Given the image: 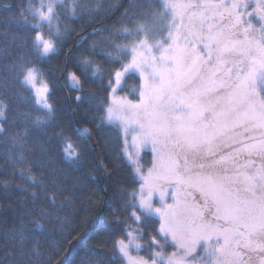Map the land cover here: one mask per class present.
Instances as JSON below:
<instances>
[{
    "label": "snow or ice",
    "instance_id": "obj_1",
    "mask_svg": "<svg viewBox=\"0 0 264 264\" xmlns=\"http://www.w3.org/2000/svg\"><path fill=\"white\" fill-rule=\"evenodd\" d=\"M6 9L0 23L35 31L36 59L21 53L5 66L0 134L15 149L8 154L14 165L11 175L28 181L15 186L29 191L34 204L39 191L52 210L42 204L36 205L37 215L26 210L40 234L24 223L10 227L5 239L15 243L0 246V264H26L33 256L31 264H39L44 238L59 234L67 241L71 236L69 219L60 212L73 199L57 196L65 191L61 181L67 178L58 166L57 145L31 138L33 130L45 133L56 114L52 83L40 62L60 52L69 20L87 14L91 21L109 10L66 0H28L19 14L10 11L9 0ZM124 16L108 35L89 42L86 52L76 57L75 68L66 69L68 87L77 93H83L86 78L100 85L107 82L95 128L115 125L122 144L130 142L135 149L137 187L125 202L127 215L121 218L117 210L111 214V222L121 226L112 242L114 264H264V0H129ZM3 34L8 35L6 30ZM115 35L126 42L116 43ZM26 44L19 37L18 46ZM71 52L69 47L65 59ZM104 59L119 62V67H103ZM137 73L136 98L115 95L122 80ZM12 80L32 90L31 99L43 116L18 111L10 118ZM74 99L79 103L84 97L77 94ZM17 119L23 127L16 128ZM83 131L100 142L92 127L84 125ZM56 136L62 161L79 168L85 146L63 128ZM146 146L151 150L149 165L140 155ZM36 149L40 159L35 163L49 168L53 190L44 174L33 169L30 156ZM101 167L110 174L103 161ZM0 184L8 188L13 181L4 178ZM168 189H173L171 194ZM192 192L199 197L193 198ZM88 199L96 206L103 198ZM45 222L51 225L47 233ZM169 244L174 251H165ZM43 253L47 264H63L55 240Z\"/></svg>",
    "mask_w": 264,
    "mask_h": 264
},
{
    "label": "trees",
    "instance_id": "obj_2",
    "mask_svg": "<svg viewBox=\"0 0 264 264\" xmlns=\"http://www.w3.org/2000/svg\"><path fill=\"white\" fill-rule=\"evenodd\" d=\"M138 2H148V0H138ZM9 0H0V14L7 16L9 10H5ZM76 4L81 6L95 7L100 4L109 12L103 17H96L89 20L87 14L74 17L68 21L69 32L60 44V52L51 55L50 58L40 62L44 70L45 78L52 83V101L55 103V119L47 126L46 132L41 134L35 130L31 133V138L39 136L51 144L57 145L55 153L58 160V166L66 172L67 178L61 183L65 186V191L58 192V199L64 196H72L71 203H65L61 216H67L69 219V228L71 236L65 241L59 234L56 236L48 235L44 238L42 252L39 256V264H47L43 249L48 248L53 240L59 244L63 256V264H114V253L112 251L113 239L120 235L121 226L114 225L111 222L113 210L123 218L127 215V209L124 207L132 190L137 187L134 178L133 168L127 161L122 144V133L118 127L112 124H105L96 129L95 125L99 122L101 110L97 108L106 98L107 82L103 85L98 84L91 78H86V87L83 93H77L74 89L68 87L66 78V69L77 66L76 57L81 52H86L90 41L97 39L99 35H108L113 26L126 19L124 9L129 7V0H77ZM28 0H11V12L19 14L21 9L26 8ZM79 12L80 9L77 8ZM31 20V17H28ZM97 31L93 34V31ZM7 31L8 35L3 33ZM13 35L17 36L13 40ZM35 31L31 28H19L15 23L5 26L0 23V77L8 75L5 66L11 65L17 61L18 56L23 53L26 59H36L32 50V39ZM45 36L48 38L47 31ZM84 39L81 41L80 37ZM19 37L27 40L24 47H19ZM113 39L116 43L126 42L125 38L115 35ZM71 47L72 52L65 59L67 49ZM111 50V49H110ZM103 67H119V62L110 63L107 59L103 61ZM140 82L139 75L131 76L129 74L124 78L119 90L122 94L135 99L134 88ZM11 88L7 95V101L10 104L9 116L18 111H28L32 115L43 116V111H37L31 97L33 92L28 87H22L17 81H9ZM121 89H123L121 91ZM81 94L84 100L77 103L74 97ZM88 125L93 128L96 138L100 141L98 144L83 131V126ZM23 127L22 121L17 119L16 128ZM63 128L75 139L85 146V155L82 165L73 169L70 165L64 163L61 154L58 151V138L56 133ZM14 131V129H10ZM15 152L11 141H5L4 135L0 134V179L9 178L13 184L5 188L0 184V246L7 245L11 247L15 241L5 239V232L13 225L27 224L34 235H39L34 224H30V216L24 215L26 210H32V215H37L36 205H44L52 210L49 201L43 197L39 191L35 204L29 191H22L16 187V184H28V181L21 180L19 174L12 176L13 162L9 159V150ZM33 160V169L40 175L44 174L49 190L54 186L50 179H47L49 168L40 167L36 160L40 159L39 150L36 149L30 156ZM101 161L108 165L110 174H106L101 167ZM29 187H31L29 185ZM95 193V195H93ZM89 196L95 201L97 196L102 197V201L93 206L89 203ZM51 225L45 222L44 232L47 233ZM173 247L169 244L165 250L169 251ZM141 255L147 257L146 252ZM36 259L35 256L26 258V264ZM23 264V262H22Z\"/></svg>",
    "mask_w": 264,
    "mask_h": 264
},
{
    "label": "rangeland",
    "instance_id": "obj_3",
    "mask_svg": "<svg viewBox=\"0 0 264 264\" xmlns=\"http://www.w3.org/2000/svg\"><path fill=\"white\" fill-rule=\"evenodd\" d=\"M76 1H77V0H66V4H73V3H76ZM45 38H47V37L45 36ZM137 74H138V73H137ZM138 75H139V74H138ZM123 81H124V80H122L121 84L123 83ZM120 86H121V85H120ZM120 86L117 88V91H116L115 95H117V96H124V97H127L128 99H132V98H130V96H126L125 94H122V93L120 92V90H119ZM132 100H134V99H132ZM120 131H121V130H120ZM121 133H122V132H121ZM122 148H123V150H124V155H125L127 161L131 164V166H132L131 168L134 169V167L137 166V165L135 164V161H136V155H135V149H134V147H132V146L130 145V142H129L128 144H124V147H122ZM127 152H132L133 155H132L131 157H128V156H126V154H125V153H127ZM140 155L143 157L142 163H143L144 165H149V162H150V160H151V150H150V148L146 146V147L144 148V151H143ZM130 161H131V162H130ZM172 191H173V189H168V192H169L170 194L172 193ZM191 195H192L193 198H198V197H199V194H198L197 192H192ZM157 198H158V194H157V196H154V197H153L154 201H155ZM171 202H172L171 199H169V203H171ZM174 250H175V249L172 248V249H169V251H167V252H172V251H174ZM165 251H166V250H165Z\"/></svg>",
    "mask_w": 264,
    "mask_h": 264
}]
</instances>
